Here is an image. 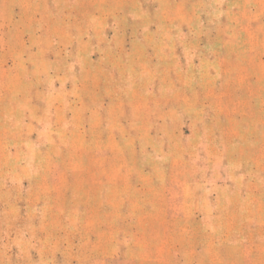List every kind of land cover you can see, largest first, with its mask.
Here are the masks:
<instances>
[{
  "label": "rangeland",
  "instance_id": "1",
  "mask_svg": "<svg viewBox=\"0 0 264 264\" xmlns=\"http://www.w3.org/2000/svg\"><path fill=\"white\" fill-rule=\"evenodd\" d=\"M0 264H264V0H0Z\"/></svg>",
  "mask_w": 264,
  "mask_h": 264
}]
</instances>
